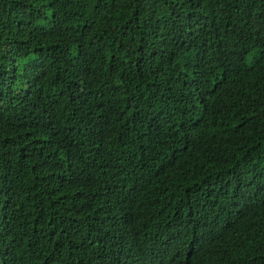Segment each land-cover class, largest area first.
Instances as JSON below:
<instances>
[{"label":"trees","instance_id":"1","mask_svg":"<svg viewBox=\"0 0 264 264\" xmlns=\"http://www.w3.org/2000/svg\"><path fill=\"white\" fill-rule=\"evenodd\" d=\"M0 264H264V0H0Z\"/></svg>","mask_w":264,"mask_h":264}]
</instances>
